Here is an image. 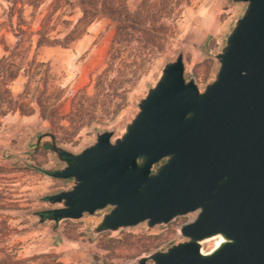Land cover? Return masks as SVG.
Returning a JSON list of instances; mask_svg holds the SVG:
<instances>
[{"label":"water","instance_id":"obj_1","mask_svg":"<svg viewBox=\"0 0 264 264\" xmlns=\"http://www.w3.org/2000/svg\"><path fill=\"white\" fill-rule=\"evenodd\" d=\"M228 2L244 7L203 87L186 74L180 48L119 133L95 128L78 152L59 145L50 129L38 133L36 148L63 162L52 171L62 185L34 213L55 236L60 223L97 214L93 239L193 214L179 239L124 264H264V0ZM57 245L66 244L59 238ZM81 255L107 264L92 251Z\"/></svg>","mask_w":264,"mask_h":264},{"label":"rangeland","instance_id":"obj_2","mask_svg":"<svg viewBox=\"0 0 264 264\" xmlns=\"http://www.w3.org/2000/svg\"><path fill=\"white\" fill-rule=\"evenodd\" d=\"M50 2L51 0H46L34 10L28 6L23 8L28 26L33 32L39 29L49 10ZM127 3L129 9L135 11L141 0H128ZM243 7L242 3L229 4L228 0H190L187 7L179 10L176 28L161 40V46L155 53L148 51L147 55L138 57L135 62L127 63L122 69V81L116 79L117 74L111 77L105 92L107 97L103 99L104 105L99 104L95 114L97 120L105 118L106 125L92 123L81 127L75 135H70L72 130L68 128L67 121L61 122L62 130L52 129L49 122L40 119L37 108L36 113L31 116H22L18 111H9L5 116H0V220H7L16 228L7 239V244L18 249L20 258L54 253L64 264H88L81 252L92 251L97 256H102L107 264H124L148 252L139 256L123 257L122 251L121 255L114 254L111 259L106 258L107 251L100 248L102 239H115L123 233L162 234L158 247L151 251L165 248L179 239L180 225L192 220L193 214L179 217L167 227L156 226L145 230L139 226L126 229L119 235L102 233L93 239L88 229L93 227L97 214L93 217L85 216L76 222L60 223V235L55 236L53 225L40 224L34 216L35 212L48 207L44 196L59 190L62 185V182L59 183L51 176L54 167L53 155L48 150L37 153L35 151V154L27 159L26 166H17L11 154L24 150L34 135L44 129H50L58 137L57 143L72 152H78L94 139L95 128H116L119 133L124 121L133 115L136 99L144 96L147 86L154 81L164 61L173 58L180 48L184 49L186 74L195 76L198 85L203 87L211 81L217 71L218 63L213 55L221 47L224 36ZM7 14L8 3L0 0V58L5 54V46L12 48L16 42L8 27ZM59 14L64 16L63 19L74 22L81 15L78 7H68L65 0L60 2L57 16ZM69 14L72 15L67 16ZM65 27L61 23L51 24L52 35L61 32L59 37H63ZM87 35L89 36L81 38L83 41L75 40L68 48L51 47L42 48L40 51H35L34 36V44H25L16 59L20 73L10 84L13 96L22 93L28 80L26 72H34V67L28 65L33 55H36L37 61L48 64L49 85L60 88V91L55 90V101L52 103L54 109L58 108L64 114L69 112L72 98L82 89H85L88 95H93V82L106 67L107 52L114 35L111 21L100 17L89 26ZM201 44L204 46L201 47ZM134 76L136 80L128 90ZM106 110L110 113L109 117ZM34 167H39L45 172ZM47 171L50 173H46ZM59 238L64 240V247H58ZM213 243H208L206 248H210Z\"/></svg>","mask_w":264,"mask_h":264},{"label":"trees","instance_id":"obj_3","mask_svg":"<svg viewBox=\"0 0 264 264\" xmlns=\"http://www.w3.org/2000/svg\"><path fill=\"white\" fill-rule=\"evenodd\" d=\"M5 1L8 3V27L16 42L12 48L5 46V54L0 58V116H5L9 111H18L22 116H31L36 113L37 108L40 119L49 122L52 129L62 130L61 122L67 121L68 128L72 130L70 135H75L81 127L92 123L106 125L105 118L97 120L95 114L99 104L104 105L103 99L107 97L105 92L108 90L107 85L111 77L117 74L116 79L122 81V69L127 63L135 62L138 57L147 55L148 51L155 53L161 46V40L176 28L179 10L190 3V0H141L137 9L131 11L128 0H76L75 2L65 0V5L78 7L81 13L74 22L63 19V15L57 16L61 0H51L49 10L42 19L39 29L33 32L28 26L23 8L28 6L34 10L46 0ZM100 17H106L111 21L114 35L107 52L106 67L93 82V95H88L86 90L82 89L72 98L69 112L64 114L58 108L54 109L52 103L55 101V90L60 91V88L49 85L48 64L37 61L36 55H33L28 65L34 67V72L30 73L29 70L26 72L28 80L22 93L13 96L10 84L20 73L16 59L25 44L29 43L32 46L35 36V51L45 47L68 48L72 42L87 35L89 26ZM56 23L66 26L63 37H59L61 32L52 35L51 24ZM134 80L136 76L131 79L132 84L127 88L128 90L132 88ZM124 94L126 95V92ZM106 115L108 117L110 115L108 110ZM54 136L57 141L58 137L56 134ZM45 150L47 148L41 147L35 153ZM34 168L45 172L39 167ZM14 231L16 228L7 220H0V264H64L54 253L20 258L18 249L7 244V239ZM161 240L162 234L123 233L115 239L105 237L101 240L100 248L107 251L106 258L111 259L114 254L121 255L122 251H124L123 257H132L157 248Z\"/></svg>","mask_w":264,"mask_h":264},{"label":"flooded vegetation","instance_id":"obj_4","mask_svg":"<svg viewBox=\"0 0 264 264\" xmlns=\"http://www.w3.org/2000/svg\"><path fill=\"white\" fill-rule=\"evenodd\" d=\"M38 133H36L34 135V137L28 142V146H26V148L24 150L19 151V152H14L13 154H11V157L16 161V165L17 166H26L27 165V159H29L30 156L36 150H38L39 148L43 147V146H39V147L36 148V144H37V140H38ZM43 148H47V150L50 152V149L48 147H43ZM21 154H23V156ZM53 162H54L53 170L56 167H59V166H61L63 164V162H57V161H55V157L54 156H53ZM53 170H51V176H52V171ZM56 180L59 181V183H61L60 180H58V179H56Z\"/></svg>","mask_w":264,"mask_h":264},{"label":"crops","instance_id":"obj_5","mask_svg":"<svg viewBox=\"0 0 264 264\" xmlns=\"http://www.w3.org/2000/svg\"><path fill=\"white\" fill-rule=\"evenodd\" d=\"M89 36V35H86V37ZM79 41H83V39H79ZM45 48H51V47H45Z\"/></svg>","mask_w":264,"mask_h":264},{"label":"built area","instance_id":"obj_6","mask_svg":"<svg viewBox=\"0 0 264 264\" xmlns=\"http://www.w3.org/2000/svg\"><path fill=\"white\" fill-rule=\"evenodd\" d=\"M189 215H191V214H188V215H186V216H182V217H187V216H189ZM188 220H190V219H188Z\"/></svg>","mask_w":264,"mask_h":264}]
</instances>
